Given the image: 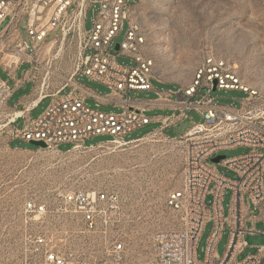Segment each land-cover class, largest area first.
Returning <instances> with one entry per match:
<instances>
[{
	"label": "built area",
	"instance_id": "built-area-1",
	"mask_svg": "<svg viewBox=\"0 0 264 264\" xmlns=\"http://www.w3.org/2000/svg\"><path fill=\"white\" fill-rule=\"evenodd\" d=\"M136 0H0V67L10 71L23 63L32 66V55L50 41L69 39L77 47V66L68 83L51 95H43L30 111L45 98L46 108L36 118L15 112L0 124L11 143L40 141L44 149L64 151L93 147L99 144L124 146L165 128L195 111L202 118L178 137L182 150V176L178 189L171 190L165 199L166 206L176 215L177 225L156 232L153 236L156 264H260L264 245L256 253L237 259L246 242L245 232L261 233L247 226L252 221L253 209L264 200V96L257 90L245 87L222 61L208 58L198 68L192 81L173 91H158L152 100H134L133 91L154 90L151 79L153 61L143 52L145 37L136 22L129 18L130 7ZM88 11H92L91 27L85 28ZM25 17L28 41L18 30ZM4 26L1 27L2 23ZM127 24L124 40L119 49L112 50L113 40ZM58 32L51 40L47 34ZM117 55L127 56L135 65L127 66L116 60ZM5 56V59H4ZM12 68V69H11ZM84 75L93 82L105 85L110 91L100 94L76 80ZM156 79V78H155ZM217 89L242 90L248 95L240 106H225L213 102L209 92L213 81ZM205 88L207 93L202 94ZM67 89V90H66ZM61 93L62 91H65ZM12 88L0 79V111L7 106ZM93 98L95 105L119 107L121 111H103L90 107L86 99ZM167 109L165 115L148 116L146 112ZM22 119L19 126L17 121ZM150 123L158 127L151 132L129 137L138 128ZM105 136L107 140L87 145L86 140ZM167 136V135H166ZM169 137V136H168ZM236 146L250 147L246 153L223 158L220 164L237 175L230 179L220 175L212 159L218 151ZM215 155V156H214ZM226 189L232 191L227 218L223 216L222 198ZM211 195L209 208L205 205ZM125 199L114 190H70L59 194L52 204L28 200L26 214L35 213L48 218L73 217L84 232L96 236L89 250L72 251L65 242L56 243L59 230L37 233L33 238L34 251L39 255L37 264H130L124 242L117 231V215ZM253 205V209H251ZM213 221L206 240L204 258L196 259V246L205 220ZM227 226L229 237L222 257H216L214 248L218 237ZM64 240V239H60ZM92 243V242H91Z\"/></svg>",
	"mask_w": 264,
	"mask_h": 264
},
{
	"label": "rangeland",
	"instance_id": "rangeland-1",
	"mask_svg": "<svg viewBox=\"0 0 264 264\" xmlns=\"http://www.w3.org/2000/svg\"><path fill=\"white\" fill-rule=\"evenodd\" d=\"M92 16V11H88L86 29L91 27ZM129 18L136 22L145 37L143 52L152 59L156 78L151 79L154 90L133 91L129 96L131 99L152 100L157 98L158 91L186 86L208 58L222 61L245 87L264 96V0H136L130 7ZM25 25L26 18L23 17L18 30L23 40L28 41ZM126 29L124 22L113 40V52L114 46L124 40ZM58 35V32H51L45 40ZM32 57V69L30 63H23L16 70V78L24 76L29 80L19 88L14 87V80L0 67V79L14 89L8 106L13 107L31 90L25 104L18 106L17 111L30 107L37 96L56 93L76 71L77 47L69 39L58 40L51 51L43 45ZM116 60L127 66L135 65V61L127 56L117 55ZM76 80L100 94L110 91L84 75H77ZM201 93L206 94V89L202 88ZM209 95L214 103L239 107L248 93L216 88ZM49 101V97L42 100L30 111V117L39 116ZM86 102L103 111H121L110 105L96 106L91 97ZM6 108L0 111V124L8 118L7 112L13 110L6 111ZM167 113V109L146 112L148 116ZM186 114V118L165 128L164 132L152 133L124 146L99 144L70 151H64L69 148L67 144L60 145V150H48L19 140L9 143L7 135L0 131V264H37L39 255L34 251L33 238L39 232L50 236V232L59 230V234H55L57 244L65 242L66 248L72 251L91 249L96 236L84 232L83 226L73 217L52 219L35 213L26 214L24 204L28 200L52 204L59 194L70 190L91 192L101 189L114 190L125 199L117 215V233L127 249L128 262L156 264L154 234L177 225V217L166 206L165 199L171 190L181 185L182 150L177 140L170 137H178L202 119L195 111ZM27 115L28 112L23 116ZM17 124L21 126L22 119ZM157 127L156 123H150L134 130L129 137L141 136ZM107 139L96 136L85 143L95 144ZM249 150L250 147L236 146L215 155L227 159ZM215 169L220 175L237 178L234 171L220 163L215 164ZM231 195L230 189L223 194L225 218ZM210 203L211 195L207 194L205 205L209 208ZM252 214L257 216L256 208ZM247 225L262 233H244L242 238L247 246L237 253V259L256 253L264 245V223L260 221L253 225L250 221ZM212 226L213 221L207 218L196 246L199 261L204 258ZM228 237L229 229L225 226L214 248L216 257H222ZM261 254L260 264H264V251Z\"/></svg>",
	"mask_w": 264,
	"mask_h": 264
},
{
	"label": "crops",
	"instance_id": "crops-1",
	"mask_svg": "<svg viewBox=\"0 0 264 264\" xmlns=\"http://www.w3.org/2000/svg\"><path fill=\"white\" fill-rule=\"evenodd\" d=\"M16 70L17 69H15V68H13L11 71H10V73H7L6 71V73H7V75L11 78V79H13L14 80V87L15 88H19L22 84H24L25 82H29V80H27V79H24V76L22 77V78H16L15 77V73H16ZM7 82V81H6ZM32 88V87H31ZM13 90L14 89H12V92H13ZM92 91H94V90H92ZM30 92H31V90H30ZM30 92L29 93H27V94H25L21 99H19L18 101H17V103L13 106V107H11V106H8L7 105V110L6 111H8L9 109H13L12 111H9V113H12V112H20L19 114H23L24 115V113H27V112H29L30 111V109L32 108V106H34V105H32L31 104V106L30 107H26L25 109H22V110H18L17 111V109H18V106H22V104H25V102H26V97H28L29 95H30ZM9 99V98H8ZM38 100H40L38 97L37 98H35L34 100H33V104H35L36 102H39ZM258 214H257V216H252V221L251 220H248L247 221V223L248 222H252V224L254 225L255 223H257V222H263L264 223V200L263 201H261L260 203H259V205H258ZM248 226V225H247ZM253 227V226H252ZM254 228V227H253ZM255 229V228H254ZM256 230V229H255ZM256 231H258V230H256ZM262 233V232H261Z\"/></svg>",
	"mask_w": 264,
	"mask_h": 264
},
{
	"label": "water",
	"instance_id": "water-1",
	"mask_svg": "<svg viewBox=\"0 0 264 264\" xmlns=\"http://www.w3.org/2000/svg\"><path fill=\"white\" fill-rule=\"evenodd\" d=\"M118 49H119V45L116 44V45H115V50L117 51ZM215 89H216V81L214 80V81H213V89H212V90H215ZM30 143L33 144V145H35V146H37V147L45 148V145H44L43 142H40V141H31ZM223 158H224L223 155H218V156H215V157L212 159V161H213L214 163H219V161H220L221 159H223Z\"/></svg>",
	"mask_w": 264,
	"mask_h": 264
},
{
	"label": "bare ground",
	"instance_id": "bare-ground-1",
	"mask_svg": "<svg viewBox=\"0 0 264 264\" xmlns=\"http://www.w3.org/2000/svg\"><path fill=\"white\" fill-rule=\"evenodd\" d=\"M55 43H56V41H50V42H47V43H45V45L44 46H46V49H47V51H51V49L53 48V46L55 45ZM42 96L43 95H41V96H37L39 99H41L42 98ZM36 97V98H37ZM39 101V100H38ZM33 102V101H32ZM38 102H36L35 104H33L32 103V105H36ZM16 113V112H15ZM20 112H17L16 114H19ZM22 114V113H21ZM20 114V115H21ZM23 115V114H22Z\"/></svg>",
	"mask_w": 264,
	"mask_h": 264
}]
</instances>
